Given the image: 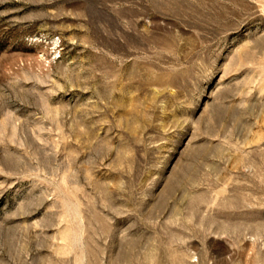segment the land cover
I'll return each mask as SVG.
<instances>
[{
  "label": "rangeland",
  "instance_id": "374dc122",
  "mask_svg": "<svg viewBox=\"0 0 264 264\" xmlns=\"http://www.w3.org/2000/svg\"><path fill=\"white\" fill-rule=\"evenodd\" d=\"M0 264H264V0H0Z\"/></svg>",
  "mask_w": 264,
  "mask_h": 264
}]
</instances>
